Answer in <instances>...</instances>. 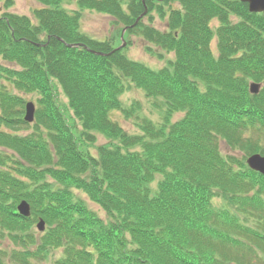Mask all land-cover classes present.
Wrapping results in <instances>:
<instances>
[{
  "label": "trees",
  "instance_id": "trees-1",
  "mask_svg": "<svg viewBox=\"0 0 264 264\" xmlns=\"http://www.w3.org/2000/svg\"><path fill=\"white\" fill-rule=\"evenodd\" d=\"M37 1L34 23L0 0V235L16 243L12 254L0 247V264L264 261V175L247 163L264 155V13L241 0H78L75 14L63 6L72 0ZM84 8L113 19L112 38L82 32ZM125 28L127 46L116 50ZM132 35L174 56L158 53L166 59L159 68L132 60ZM251 82L262 84L258 94ZM127 83L163 111L158 123L140 114L136 134L111 116L142 108L123 103ZM57 87L80 131L59 107ZM24 94L36 95L33 123ZM177 112L184 116L174 122ZM97 132L115 143L96 158L89 145ZM23 200L29 218L18 212ZM41 218L47 229L37 235Z\"/></svg>",
  "mask_w": 264,
  "mask_h": 264
},
{
  "label": "rangeland",
  "instance_id": "rangeland-1",
  "mask_svg": "<svg viewBox=\"0 0 264 264\" xmlns=\"http://www.w3.org/2000/svg\"><path fill=\"white\" fill-rule=\"evenodd\" d=\"M126 4H124L125 6ZM40 3L37 0H13L12 6L9 8L11 12L17 13L19 15H25L32 19L34 23L35 17H34V10L38 8ZM69 12L75 14V11H79L80 8L78 6V0H72L69 3H65L63 5ZM80 19L79 24L81 27L82 32L85 34L93 37L96 40L103 41L112 38V36L115 33L116 26L113 25V19L108 16L107 14H102L94 9L84 8L80 11ZM156 27L164 30L166 29V22L161 21V19L156 16L155 20ZM214 25H217V22L214 23ZM126 41V40H125ZM131 44L130 46L125 50L126 54L129 58L135 61L144 62L146 64H149L150 66L154 68L163 67L166 64V59L172 58L174 54H167L165 52H162L159 47L154 48V52H150V50L147 48L149 43L145 41L143 38L139 36L132 35L130 37ZM121 45V42L119 39L115 41V44L113 43V46L119 47ZM212 48L216 52V40L212 43ZM158 53H164L166 59L160 58ZM128 85L127 91L122 95L123 103L125 105H132L134 102H138L140 104V107H142L140 110H138L134 117H125L123 115V112L116 111L112 113V118L116 123H119V125L122 127L124 131L129 132L130 134H136L140 132V129L138 127V122H140L139 118L140 114H144L147 117L151 118L154 122L158 123L161 121V111L160 108L154 107V99H149L145 96V93L133 85ZM57 93V102L59 104V107L64 112L67 120L71 121L72 125H75L77 131H80L82 129V123L80 122V118L76 116L75 112L70 108V104L68 101V98L66 94L64 93L63 89L61 87H57L56 89ZM25 98H27V101H33V98H35L36 95L32 94H24ZM184 116L183 113L177 112L175 115H173L172 120L175 122L179 119H181ZM30 130L23 131L24 133L29 132ZM94 133V132H93ZM248 136L253 135L255 139H257L259 132L250 131ZM115 143L114 139H109L107 136H105L103 133L97 132L96 138L92 144L89 145V153L93 154L96 158L98 157V151L99 148L105 144H112ZM221 149L224 153H230V148L226 145L225 142H221ZM77 195L81 196V199L89 206L91 209H93L99 217L105 219L106 221H109L108 219V213L103 210V208L98 205L97 203L90 200V198L81 191H76ZM35 231L37 235L40 233L37 231L35 226ZM16 243L10 239L8 236L0 235V247L4 250L8 251V254H12L15 251V245ZM261 252V250H258ZM52 258H57L58 253L53 252L51 255ZM260 262H262L260 260ZM38 264H53L52 261H38Z\"/></svg>",
  "mask_w": 264,
  "mask_h": 264
},
{
  "label": "water",
  "instance_id": "water-1",
  "mask_svg": "<svg viewBox=\"0 0 264 264\" xmlns=\"http://www.w3.org/2000/svg\"><path fill=\"white\" fill-rule=\"evenodd\" d=\"M241 1L243 3H248L249 11L251 13H264V0H241ZM146 11H145V13H146ZM143 15H141L137 19L135 24L138 23V21L142 18ZM125 31H126V29L123 31V34H122V40H123L122 47L126 46V42L124 41ZM122 47H119V49H121ZM261 88H262L261 83H257V82H251L250 83V92L253 94H258L260 92ZM35 111H36L35 105L31 102L28 103L27 108H26L25 120L28 122H33L34 118H35ZM247 163L252 170L259 172L262 175H264V156L263 155H261L259 153L253 154L250 157H248ZM18 208H19V212L22 215H24V216L30 215V205L27 202H25V201L22 202ZM38 228L41 231L44 230V228H45V221L44 220H41L39 222Z\"/></svg>",
  "mask_w": 264,
  "mask_h": 264
}]
</instances>
